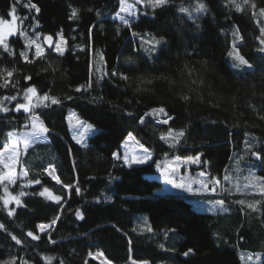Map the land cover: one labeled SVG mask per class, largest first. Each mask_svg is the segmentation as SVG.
Here are the masks:
<instances>
[{
	"label": "trees",
	"instance_id": "trees-1",
	"mask_svg": "<svg viewBox=\"0 0 264 264\" xmlns=\"http://www.w3.org/2000/svg\"><path fill=\"white\" fill-rule=\"evenodd\" d=\"M27 2L0 0V15L7 17L15 5L18 28L32 39L40 33L37 42L44 48V56L36 58L35 46L29 49L19 32L7 41L11 52L0 46V69H15L9 79L16 85L0 88V100L16 96L3 100L10 111L0 112V151L10 143L8 133L26 128L33 115L14 110L24 102L26 88L35 86L40 95L47 92L61 103L34 109L49 132L22 155L28 176L8 185L13 195L27 193L20 197L22 204L5 206L0 199V224L5 226L0 228V264H49L46 257L51 264H101L89 255L98 252L111 264H242L239 246L264 250V195L248 197L260 202L254 211L238 203L237 196L157 194L163 182L154 177L160 161L201 155V168L209 178L220 179L240 157L264 184V52L259 51L264 0H236L243 11L229 0H201L206 10L194 20L179 9L197 6V0H169L155 10L144 5L131 27L119 19L120 0H32L39 14L25 8ZM72 8L79 10L74 20L69 19ZM236 29L242 40L233 35ZM58 32L66 41L64 55L47 50L43 42L47 35L56 42ZM149 36L165 39L154 57L144 48ZM234 41L251 68L237 67L228 56ZM21 52L28 53V61ZM89 81L87 91H76ZM159 107L172 118L168 124L149 115ZM71 110L98 129L84 145L71 135ZM169 129L185 131L175 147L171 138L160 139ZM129 133L149 149L151 162L128 167L114 158ZM49 164L61 185L43 171ZM36 179L41 183H28ZM67 184L71 190L63 187ZM44 187L62 196L61 202L38 195ZM198 198L227 200L234 211L202 212L193 201ZM56 216L55 225L38 230L37 225H48ZM29 231L40 239L33 240ZM189 248L194 254L184 256Z\"/></svg>",
	"mask_w": 264,
	"mask_h": 264
},
{
	"label": "snow or ice",
	"instance_id": "snow-or-ice-1",
	"mask_svg": "<svg viewBox=\"0 0 264 264\" xmlns=\"http://www.w3.org/2000/svg\"><path fill=\"white\" fill-rule=\"evenodd\" d=\"M17 2H20V0H17ZM169 0H137V3H143L148 7H151L153 10L157 9V8H162L163 6H165L166 4H168ZM229 3L235 6V9L237 11H243V7L240 3H237L236 0H229ZM244 4H248L249 0H243ZM120 5H121V11H128L130 15L135 16L137 13L135 11L136 9V4H128L127 0H120ZM25 8H28L29 11L31 12L32 10L35 11L36 14H39L41 9L40 7L37 6L36 3H33L32 0H28V2L26 4L23 5ZM253 8H255V4L251 5ZM181 12H185L188 13V15L191 17L192 13L189 11V9L187 8H180L179 9ZM206 10V5L201 2V0H197V6L195 8L196 12H203ZM261 15H264V8H261L259 10ZM99 14V13H97ZM8 15L11 17V19L6 20L3 18H0V46L3 47L5 52H11L12 50L9 47L8 44V38L10 36L15 35L17 32H19L20 35L24 36L26 43L29 46V49H31V47L34 45L35 46V57L36 58H41L44 56V48L41 46L40 43H38L37 41L40 39V33H36V37L35 39L29 38L27 33L25 31H23L22 29L18 28L17 26V20L20 19L19 17H17L16 15V7L15 5L12 6L11 11L8 13ZM255 15V13H254ZM79 16V10L77 8H72L69 19H77ZM27 16H25L23 18V20H26ZM33 19H35V17H33ZM119 19L124 23V25H126L127 27H131L130 21L128 19H126L123 16H120ZM23 20H20V23L23 24ZM37 23V27L39 26V21L36 22ZM94 27V26H93ZM33 31L35 32V29H33ZM91 31V29H90ZM261 34L264 35V28H261ZM57 37L59 38V42L55 43L54 45V50L56 52H58L60 55H64V51H65V47L64 45L66 44V41L64 40L63 34L62 32H58ZM133 35H136V33H133ZM233 35L239 39L242 40L243 37L239 35V29H236L233 33ZM44 40L47 42V46L49 48L53 47V36L52 35H47L44 37ZM164 42V38L160 37L159 39H157L155 36L152 37L151 40H148L147 43L149 45H151L152 47L150 49H146V51H156V48L162 43ZM260 43L262 45H264V39L260 40ZM260 52H264V48H260L259 49ZM13 55L15 54L14 52L12 53ZM20 55L25 59V61H28V53L27 52H21ZM228 56L230 58H232L234 61H237L238 63L236 64L237 67H241V66H247L248 68H251L252 65L249 63V61L240 54L239 49L236 47V43L235 41L233 42L232 45V51H229ZM97 71H100L99 68H97ZM15 72V69H7V68H3L0 69V78H3V83L0 84V88H7L9 86V84H12V81L9 79L10 77L13 76ZM103 75H107V73H103ZM103 75H101V79H103ZM112 75H116L115 72L112 73ZM122 79H127L126 76H121ZM26 80H31V77H25ZM13 87H15V84H12ZM91 87V82H87L86 84H82L80 85L76 91H87V89H89ZM71 97H69L70 99ZM185 99H187V97H185ZM3 100H16V96H12V97H3ZM3 100H0V112H8L10 111L9 108L3 106ZM24 100L25 103H17L15 106V111L16 112H20L21 110H23L24 112H32L33 115L31 117H29V121L31 124V132L30 134H27L23 137L24 140V147L25 149H27L28 145L32 142L33 138L39 139L42 136H45L48 132L49 129L45 126V124L43 123V121L39 120V117L36 116L34 114V109L39 108V107H49L50 105H58L61 103V100H59L58 98L49 95L47 92L44 93L43 95H40L37 91V89L35 88V86H31L28 87L24 90ZM150 115L154 116V117H158V116H163L165 117L164 119L160 120V123L163 124H168L169 121L172 119L168 112L166 111V109L164 107H159V108H154L152 110V113H150ZM68 120L71 123L73 120H75L76 124L75 126L83 128L84 132L81 133V135H83L86 132H91L94 130V126L92 124H89L83 120H81L75 113H70L68 116ZM140 123H144V120L141 119L139 121ZM27 127V125H26ZM16 134L14 132H9L8 136L9 137H14ZM129 135V139L130 140H134L135 138L132 136L131 133L128 134ZM185 136V131L184 130H179V131H175L173 129H169L166 133L161 134L160 139L164 140L165 142H169V139L171 138V145L172 147H175L177 144H179L180 139L182 137ZM78 142H82V141H78ZM16 141L13 140V144L15 145ZM140 147L143 149V151L145 153H148V155H144V156H136V155H132V156H128V155H124L121 156L119 153H113V156L116 160H123V162L125 164L128 165V167H132L133 164H145L148 162V160L151 159V154L149 152V149L144 148L143 145H140ZM5 152H9L11 153L7 160L5 159ZM19 155L20 153L18 151L15 150V148L13 149H5L4 151H0V165L3 166V169H6L7 171H3L0 170V184H4L5 181L8 182V184H15L16 182V165L19 163ZM253 155L257 156V158H260V153L259 152H254ZM176 159H180L179 157H177ZM185 162L188 163H199L200 162V155H197L195 157L193 156H188L185 157ZM157 167H159V165H157ZM44 172L47 173L48 176H50L53 180H55L57 183H62L59 179V176L55 174V168L49 164L48 168L43 169ZM23 176L27 177L28 176V170L24 169L23 171ZM201 176L204 175H208L205 172H201L200 173ZM225 180L230 179L228 176L224 177ZM255 181V177L252 178V180L250 182H254ZM169 183H174L175 187L177 188H184L185 187V183L181 182V183H175V181L173 180H169ZM215 184L219 185L220 184V180L217 178L215 179ZM29 184H40L41 181L39 179L36 180H29L28 182ZM199 183L201 184V186L204 189H208V185L206 183H204L203 181H199ZM64 188L71 190V188L73 187V185L71 184H67V185H63ZM188 190L191 191V186L189 184L188 186ZM216 189L213 187L211 189V191H215ZM77 193L80 192V189L77 187L76 188ZM4 192H5V196L0 197V199L3 200L4 205L7 206L12 202H15L17 204V206H20L22 204V201L20 199V197H23L25 195H27V193H25L24 191L19 192L18 195H12V193L9 191L8 185L5 184L4 186ZM260 193L261 195H264V186L260 187ZM38 195L45 197L47 199H50L54 202H56L57 204H59L61 202V200L63 199L62 196H57V195H53L52 192L49 190V188L44 187L42 191H40L38 193ZM217 204L223 206L224 205V201L223 200H219L216 201ZM238 203L240 204H244V201H238ZM259 201H256L255 204L253 203H249L247 205L248 208L253 209L254 211L257 210L256 205L259 204ZM15 214V210H10L9 211V215H14ZM76 216L80 219H84L83 213L80 211H77ZM59 216H56L48 225L45 224H39L37 225V228L41 231L44 232L47 229L51 228L53 225H55L57 223V221L59 220ZM5 226L3 224H0V228H4ZM147 231H152L151 227H147ZM174 231V230H172ZM28 236L32 237L33 240H39L40 236L34 234L33 232L29 231L27 233ZM12 239L16 240V242L19 244L21 243L20 240H18L15 236L12 237ZM53 243H55V241H52ZM129 244H131V241H129ZM161 247H163V245H161ZM194 249L189 248L187 251H185L183 253L184 256H189L190 254H194ZM90 256H94V258L96 259H100L101 260V264H111V261L108 260V258L105 256V254L103 252H98V253H89ZM45 259L48 260L49 264H51V258L46 257ZM249 259H251L249 257ZM10 264H15V260L11 261ZM132 264H148L147 261H132Z\"/></svg>",
	"mask_w": 264,
	"mask_h": 264
},
{
	"label": "rangeland",
	"instance_id": "rangeland-1",
	"mask_svg": "<svg viewBox=\"0 0 264 264\" xmlns=\"http://www.w3.org/2000/svg\"><path fill=\"white\" fill-rule=\"evenodd\" d=\"M127 2H128V4H136L135 11H136L137 14L135 16H132V15L129 14L128 11H121L119 17L123 16L126 19H128L129 21H131L133 19L138 18L140 7L144 6L145 4L137 3V0H127ZM184 8L189 9V11L192 13V15L190 17L188 15V13H185V12H182V13L186 14L188 17H190L193 20L199 14L202 13V12H196L195 11L196 6L189 7V8L188 7H184ZM262 16H263V20H264V15H262ZM0 18L6 19V20L11 19V17L9 15L7 17H3V16L0 15ZM17 26H18V20H17ZM263 28H264V25H263ZM144 39H145V41H144L145 42V44H144L145 50L146 49H150L152 46L149 45L147 43V41L151 40L152 37L149 36V37H145ZM157 39H159V38H157ZM262 39H264V35H263ZM57 42H59V38L58 37H57V41L55 43H57ZM164 43H165V39H164V42H162L156 48V51H154V52L146 51V53L149 56H151V57L153 56L154 57L158 53L159 48ZM64 47H65V51H66V49H67L66 44L64 45ZM261 48H264V45L261 44ZM234 63L236 65L238 62L234 61ZM241 67H243V66H241ZM23 103H25V100H24ZM70 113H75L81 120H83V121H85V122H87L89 124H92V123L84 120L76 111L71 110L69 112V114ZM150 113H152V110L150 111ZM150 113H149V115H150ZM69 114H68V116H69ZM68 116H67V123H68L69 129L71 131V135H72L73 139L77 143L82 144V145L86 144L88 142V139L94 133H96L98 131L97 127L92 124L94 126V130L91 131V132H86L83 135H81V133L84 132L83 128L75 126V124H76L75 120H73L70 123L69 120H68ZM156 118H157V122L158 123H160L159 122L160 120L164 119L163 116H158ZM39 120L41 121V119H39ZM13 132L16 135L14 137H9L10 138V143L7 146H5L1 151H4L5 149H13V148H15V150L20 153V155H19V163L16 165V168H15V171H16V174H17L16 175V181H17L18 179H23L25 177L22 174L23 171H24V168L20 164L22 155L34 143V141L41 140L45 136H42L39 139L33 138L32 142L28 145L27 149H25L23 137L25 135H27V134H30V132H31L30 121L27 123V127L26 128L21 129L20 131H13ZM13 140L16 141L15 145L13 144ZM78 141H82V142H78ZM140 145H142V144L140 142H138L136 140V138L134 140H130L129 139V135H128L125 138V140L123 141L122 146H121V150L118 153L121 156H124V155H128V156H132V155H136V156L148 155V153H145L143 151V149L140 147ZM10 154L11 153H9V152H5V159L6 160H7L8 156ZM150 154H151V159L148 160V162H151L152 158H153V155H152L151 152H150ZM177 157L167 158V159L157 163V165H159V167H157L158 174L155 175L154 177H157V178L161 179L162 182H163V187L161 189L157 190V192H156L157 194H165V193H168V192H173V193L181 194V195H183V194H185V195H198V196H210V195H213V196H217V197L220 196V198L222 197L221 196L222 194H225L228 197H236L237 196L240 199V201L242 200V201L245 202L244 204H246V206L249 203L255 204L254 201H252V199H250L248 197L253 196V195L261 194L260 193V187L264 186V184L262 182L263 178L261 176H258L256 174L255 170H253V169H251V168H249L247 166H244L243 162H242V159L240 157H237V158H235L233 160L231 166L229 167L228 171L224 175V177L228 176L230 179L225 180L224 177L220 178L219 179L220 180V184L219 185L215 184V182H214L215 178H209V175H204V176L200 175L201 172H205V170L201 168L202 165H203L201 155H200V162L199 163H190V162L186 163L185 159L183 157H179L180 159H176ZM193 157H195V156H193ZM133 165H142V164H133ZM0 170L7 171L6 169H3L2 165H0ZM253 177H255V181L254 182H250ZM169 180H173V181H175V183L183 182V183H185V187L184 188H177V187H175L174 183H169L168 182ZM199 181H203L204 183H206L208 185V189L207 190L204 189L201 186V184L199 183ZM4 184L11 185V184H8L7 181H5ZM189 184L191 186V191L188 190ZM213 187L216 189L215 191H211V189ZM220 200H222V199H220ZM193 201H194V204H195V206H196V208L198 210H200L202 212H206V213L230 215L232 213V211H234V210L230 209V205H229V202L227 200H223L224 201V205L223 206H221V205L216 203V201H219L218 199L216 200V199H213V198H198V199H195ZM9 205H7V206H9ZM249 209H251V208H249ZM221 229H222L221 232L224 233V229L225 228H221ZM215 234H216L217 237L220 236L217 232ZM222 236H224V235H222ZM240 237L241 236L238 235V237L235 239L237 244H238L239 240L241 239ZM238 249H239L238 252H239L242 264H264V250L251 251V250L246 249V248H241L240 246H239ZM249 257L251 259H249Z\"/></svg>",
	"mask_w": 264,
	"mask_h": 264
},
{
	"label": "water",
	"instance_id": "water-1",
	"mask_svg": "<svg viewBox=\"0 0 264 264\" xmlns=\"http://www.w3.org/2000/svg\"><path fill=\"white\" fill-rule=\"evenodd\" d=\"M43 42H44V45H45V47H46L47 50H53V49H54V45H55V38H54V37H53V47H52V48H49V47L47 46V42H46L45 40H44ZM58 184L61 185V183H58Z\"/></svg>",
	"mask_w": 264,
	"mask_h": 264
},
{
	"label": "bare ground",
	"instance_id": "bare-ground-1",
	"mask_svg": "<svg viewBox=\"0 0 264 264\" xmlns=\"http://www.w3.org/2000/svg\"><path fill=\"white\" fill-rule=\"evenodd\" d=\"M55 174H56V171H55ZM47 225V224H46ZM99 261H101L100 259H98Z\"/></svg>",
	"mask_w": 264,
	"mask_h": 264
}]
</instances>
